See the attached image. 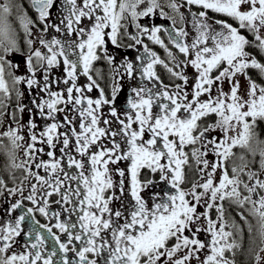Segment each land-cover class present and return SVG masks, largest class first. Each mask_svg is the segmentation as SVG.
Listing matches in <instances>:
<instances>
[{
	"label": "snow or ice",
	"instance_id": "1",
	"mask_svg": "<svg viewBox=\"0 0 264 264\" xmlns=\"http://www.w3.org/2000/svg\"><path fill=\"white\" fill-rule=\"evenodd\" d=\"M29 2L35 20L23 5L0 0V123L10 117L0 134L10 144L0 142V151L9 159L7 170L23 172L17 181L12 171L11 187L0 176L5 214L20 210L0 222V264H55L58 252L46 249L48 236L64 254L63 264H98L103 253L104 264H235L245 226L254 264H264V140L256 131L264 122V84L250 75L255 71L264 79V0ZM53 9L60 11L55 23ZM153 17L170 23H140ZM50 30L59 37L48 38ZM122 37L136 50L134 60L125 56L117 62L109 51V45L122 46ZM18 54L24 56L19 76L20 64L13 60ZM100 62L107 74L96 67ZM61 66L63 75L56 76ZM6 75L18 97L19 85L35 90L30 106L18 100L7 111ZM240 76L247 80V99L240 94ZM137 77L141 82L131 87L126 106L118 107L125 79ZM37 118L46 122L39 131ZM21 149L24 158L17 163ZM235 149L251 159L241 154L236 164ZM161 183L167 190L145 198ZM116 201L121 207L113 209ZM226 203L241 223L226 222ZM36 213L56 223L40 224ZM249 216L256 220L259 243ZM26 220L43 232L25 233ZM202 232L211 239L201 240Z\"/></svg>",
	"mask_w": 264,
	"mask_h": 264
},
{
	"label": "flooded vegetation",
	"instance_id": "2",
	"mask_svg": "<svg viewBox=\"0 0 264 264\" xmlns=\"http://www.w3.org/2000/svg\"><path fill=\"white\" fill-rule=\"evenodd\" d=\"M13 2L23 5V8L29 14V11H28V8L30 7L29 0H13ZM32 10H33V12H34V14L36 16V13H35L34 9H32ZM210 16H213V18H215V19H224V17L220 16L219 14L210 13ZM59 18H60V11L58 9H53L52 10V22H54V23L58 22ZM13 20H14V18H13ZM153 22L156 23V24H165V25H168L170 23L167 20H164L162 18H157V17H153L152 20H149L147 18H143V19L140 20V23H142V24H149V23H153ZM180 26H182V25L178 21L177 22V27H180ZM14 27H15V25H14ZM189 28H190V25H189ZM130 30L134 31V29H130ZM159 35L161 36L162 39L165 40V43L167 44L168 41H167L166 34L160 33ZM53 36L59 37V34L56 33L55 31L50 30V32L48 33V38H51ZM120 42H121V45H122L120 48H116L114 46L109 45V51L112 52L116 56L117 62L121 61L125 56H127L130 59L134 60L135 56L137 55L136 50L135 49H129L128 47H126V45L131 43V41L128 40L126 37H122ZM145 43H148L149 47L153 48V50L156 51L161 58H165L166 59V53L164 52V50L159 45L152 44V42L148 41L146 38H145ZM169 47H171V45H169ZM22 48H23V45H22ZM172 50L175 51L174 48ZM23 51L26 54V51H27L26 48H24ZM16 58H18V59L20 58V59L24 60V56L23 55H19V54L16 55L13 58L14 62H15ZM18 64H20L22 66H20V70L15 73V75H17V76L22 75L24 73L23 63H18ZM96 67L102 68L104 70L105 74H107L108 69H107V65L105 63H103V62L97 63ZM158 71L160 72L161 77H162V79H164V82L166 84H167V82H170V78L167 76L166 73H164L162 68L158 69ZM192 73H193V71L191 69H188V75L192 74ZM55 75L56 76L63 75V67L62 66L55 70ZM5 79H6L7 83H8V85H9L10 92H11L10 97L4 99V103L8 105L7 111L10 112L13 109H15L16 106H17L18 100L22 104L30 106V99H31V96L35 94V90H33V92L30 93L26 89L25 85H19L18 86V90L23 93L22 98H20V97H18L16 95L17 89H13L12 88L11 77L6 75ZM84 82H85L84 78L81 77L80 78V83L83 84ZM140 82L141 81L139 80V77H137L136 80H127V79H125V81H124V90L119 95L118 100H117V106L118 107L123 108L124 106H126V98L130 94L131 87L138 86V84ZM60 87H63V86L61 85ZM92 95L95 96L96 93L93 92ZM105 111H106V109H105ZM215 119H216L215 116L210 117V121H214ZM28 120H29V114L27 112H25L23 114V122L27 123ZM9 121H10V117L5 116L3 122L0 123V134H2L3 132H5L7 130L8 125H9ZM35 122L39 126V128L37 129L38 131L41 130L43 128V125L46 123L45 121H43V120H41L39 118H37ZM114 127H115V125H114ZM22 134L25 135V139H27L26 129L24 130V132H22ZM0 142H2L5 145H9L10 144L9 139L7 137H3L2 135H0ZM37 146L39 147V145H37ZM234 151L236 152V154L240 153L239 149H235ZM57 155H59L58 150H57ZM244 155L247 156V159H249V160L251 159V156H248L247 154H244ZM23 158H24L23 150L22 149L18 150L17 153H16V162L17 163L22 162ZM209 158H211V157H209ZM43 159L44 160H48L49 158L47 156H43ZM8 164H9L8 157L5 155V153L3 151H0V176H2L8 182L9 186L11 187L12 186V181H11L10 177L12 175V171L15 172V176L17 178V181H19V179L22 178L23 172L21 170H11V171L7 170V165ZM41 174H43V173H41ZM145 175H147V173H145ZM188 178H189V180L193 179V174L189 173ZM157 179H158V177H157ZM184 187L187 188L188 185L185 184ZM165 190H167V185L161 183V184H158L156 188L149 189L148 191H146L144 193V196H145V198H147L151 194L152 191L162 192V191H165ZM10 199L11 198H9V200ZM52 199L53 200L59 199V197L54 196V197H52ZM128 203H130V197L126 196L125 200H124V204L127 205ZM25 206L26 207H30L31 205L27 201H25ZM7 207H8V203L5 201V199L3 197H0V222H6L10 218L14 219L15 217H17L20 214V210H17L15 213L12 214V217L7 216L5 214V211H4ZM52 207H53V209L56 208V206L54 204L52 205ZM111 207L113 209L120 208L121 207V202H119V201L113 202ZM211 215L213 216V218H215V216H216L215 211H213L211 213ZM249 217H251V216H249ZM62 219H64V217H62ZM73 219H75V217H73ZM35 220H38L40 222V224H50L51 225V224H55L56 223V221L54 219L49 220L47 217H44V216L40 215L39 213L35 214ZM21 227H22V229L24 230L25 233L28 232V231H32V230H39V231L43 232V229H39V226L36 225L33 220H26L21 225ZM226 230H229V229H226ZM53 232H56L57 234H59V231L56 228H53ZM44 235L48 236V234L46 232H44ZM257 238H259L258 237V233H257ZM25 239H26V237L23 234L18 238L20 244H23ZM64 239H66V237L61 235V240H64ZM200 239L204 240V241H208V240L211 239V237H210V235L202 232V233H200ZM45 247H46V249L48 251H51V249L53 247H56L58 254H57L56 257L53 258L54 262H55V264H63L62 256L64 254L59 252L58 246L55 244V241H53L51 236H48V239L46 241ZM17 250H19V244L17 246ZM242 250H243V248L240 249V250H237L235 253L239 255V253L242 252ZM67 255H68L69 259H75L73 253L70 252ZM105 255H106V253H103V254H101V256L99 258H97L98 259V264H104V256ZM226 255H230L231 256L232 254L231 253H228V254L226 253ZM93 258H95V257H93ZM203 258H204V255L202 254L201 255V260ZM192 264H197V261L193 260ZM236 264H238V263H236ZM253 264H254V261H253Z\"/></svg>",
	"mask_w": 264,
	"mask_h": 264
},
{
	"label": "trees",
	"instance_id": "3",
	"mask_svg": "<svg viewBox=\"0 0 264 264\" xmlns=\"http://www.w3.org/2000/svg\"><path fill=\"white\" fill-rule=\"evenodd\" d=\"M28 11H29V16L35 20V14L32 10L31 7L28 8ZM250 75L252 76V78L254 80H256L258 83H261V84H264V79H261L259 77V75L253 71L250 73ZM167 83H170V82H167ZM256 131H257V134H258V137L262 140H264V122H258V125H257V128H256ZM240 150V153L236 154V159H235V163L236 164H240L241 161L238 159V157L240 156V154H247L243 149H239ZM225 220L226 222L231 225L233 220H235L237 223H241L240 221V218L239 216L236 214V211L234 210V207L233 208H230L228 206V204L226 203L225 204ZM249 220H251V217H248ZM256 226H254V232H253V235L256 237L257 239V243L259 242V238H257V232H256ZM238 242L240 240V237L237 236L236 237ZM252 237L249 236L248 232H247V228L245 226V230H244V235H243V250L242 252L238 254L235 253V256H234V259H235V264L238 263V264H253V259H252V256L250 255V252H249V249L250 247L252 246ZM228 254V253H227ZM229 258H232V255H228Z\"/></svg>",
	"mask_w": 264,
	"mask_h": 264
},
{
	"label": "rangeland",
	"instance_id": "4",
	"mask_svg": "<svg viewBox=\"0 0 264 264\" xmlns=\"http://www.w3.org/2000/svg\"><path fill=\"white\" fill-rule=\"evenodd\" d=\"M145 6H146V5H142L140 10H142L143 7H145ZM35 18H36V16H35ZM12 23L15 25V27H16V29H17L18 31H21V29L19 28L18 21H17L15 18H14V20L12 21ZM15 62H16V63H22L23 60L20 59V58H19V59L16 58ZM20 66H22V65H20ZM192 75H193V73H192V74H189L190 77H191ZM239 79H240V82H241V90H240V94H241L242 96H244L245 99H247V96H246V91H247V87H248L247 80H246L245 77H243V76H240ZM224 90H225L226 92L229 90V86L227 85V83H225V85H224ZM215 118H216V117H215ZM210 159H211V158H210ZM200 210L202 211L203 208H201ZM250 221H251V223L253 224V226H256V220H255L253 217H251V220H250Z\"/></svg>",
	"mask_w": 264,
	"mask_h": 264
}]
</instances>
